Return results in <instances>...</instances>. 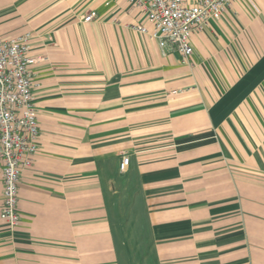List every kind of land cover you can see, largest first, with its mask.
<instances>
[{
	"label": "crops",
	"instance_id": "crops-1",
	"mask_svg": "<svg viewBox=\"0 0 264 264\" xmlns=\"http://www.w3.org/2000/svg\"><path fill=\"white\" fill-rule=\"evenodd\" d=\"M252 1L196 30L184 61L135 28L146 21L129 0H0V37L31 31L40 58L39 150L19 225L0 216V264H264V0Z\"/></svg>",
	"mask_w": 264,
	"mask_h": 264
},
{
	"label": "built area",
	"instance_id": "built-area-1",
	"mask_svg": "<svg viewBox=\"0 0 264 264\" xmlns=\"http://www.w3.org/2000/svg\"><path fill=\"white\" fill-rule=\"evenodd\" d=\"M236 1L245 0H129L146 23L135 28L158 40L163 47L172 44L189 61L194 53L192 34L213 20L223 18ZM249 1L255 8L252 0ZM98 15L90 10L84 21ZM31 31L0 37V170L3 176V207L0 216L11 229L20 223V179L33 166L39 150L40 124L34 103L32 66L40 58L30 53ZM129 156L121 170L126 171Z\"/></svg>",
	"mask_w": 264,
	"mask_h": 264
}]
</instances>
